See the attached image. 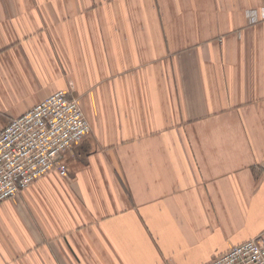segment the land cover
I'll list each match as a JSON object with an SVG mask.
<instances>
[{"label":"crops","instance_id":"obj_1","mask_svg":"<svg viewBox=\"0 0 264 264\" xmlns=\"http://www.w3.org/2000/svg\"><path fill=\"white\" fill-rule=\"evenodd\" d=\"M264 0H0V131L50 94L91 134L0 204V264H202L264 238Z\"/></svg>","mask_w":264,"mask_h":264},{"label":"built area","instance_id":"obj_2","mask_svg":"<svg viewBox=\"0 0 264 264\" xmlns=\"http://www.w3.org/2000/svg\"><path fill=\"white\" fill-rule=\"evenodd\" d=\"M249 18L264 21V5L251 9ZM69 94H50L0 131V204L53 168L67 174L63 154L91 134L90 120ZM202 264H264V238L254 236Z\"/></svg>","mask_w":264,"mask_h":264}]
</instances>
